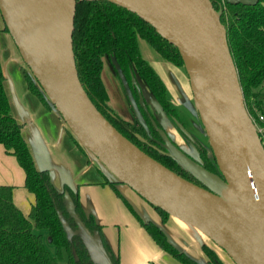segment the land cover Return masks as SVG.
<instances>
[{
	"label": "water",
	"instance_id": "water-1",
	"mask_svg": "<svg viewBox=\"0 0 264 264\" xmlns=\"http://www.w3.org/2000/svg\"><path fill=\"white\" fill-rule=\"evenodd\" d=\"M108 1L136 13L178 49L194 110L221 175L206 170L162 135L159 143L166 153L202 185L185 179L142 151L96 108L75 64L76 0H0V16L50 107L112 181L125 184L151 206L190 224L223 249L234 264H264V146L245 105L220 20L221 8L215 9L211 0ZM111 62L135 118L149 134L114 56ZM131 80L139 90L133 73ZM153 106L158 109L156 102ZM176 125L191 137L179 122ZM65 199L90 258L98 264H112L99 234L84 227L68 194ZM57 215L70 238L71 228L59 211Z\"/></svg>",
	"mask_w": 264,
	"mask_h": 264
},
{
	"label": "trees",
	"instance_id": "trees-1",
	"mask_svg": "<svg viewBox=\"0 0 264 264\" xmlns=\"http://www.w3.org/2000/svg\"><path fill=\"white\" fill-rule=\"evenodd\" d=\"M211 2L215 9L222 10L220 20L226 28L227 41L238 73L245 105L248 114L255 120L256 110L264 113V0H258L254 5L233 4L226 0H211ZM2 30L8 33L4 24ZM138 39L146 42L162 60L175 67H183L178 49L136 13L108 0H76L72 31L73 52L79 80L93 104L120 133L146 154L185 179L202 185L166 153L165 148L159 143L163 142L161 133L164 132L161 122L149 113L144 102L140 104L138 100L134 86L131 84L132 73L144 83L150 96L159 104L165 116L189 141L195 156H191L173 142L206 170L221 175L209 144H204L190 132L191 137H188L176 125L179 122L184 127L170 100L164 81L142 56ZM113 56L130 83L149 134L134 116L132 120L126 119L116 113L108 103L109 93L102 71L105 64H108L117 76L111 62ZM20 70L27 89L49 108L50 104L46 96L27 66L25 68L21 65ZM70 135L78 147L83 149L73 134L70 133ZM0 144L7 153L16 158L24 171L23 185L34 195L29 212L24 215L12 200L14 186L0 184V264H98L88 255L77 232V224L67 211L66 194L71 198L74 211L84 227L91 234L94 232L99 234L111 263L121 264L111 252L94 215L82 209L78 192L67 185H64L61 190L57 189L52 183L48 169H39L35 166L29 147L22 136V124L16 120L11 110L4 88L1 63ZM262 144L264 146V142ZM105 181L137 217L140 225L156 244L174 258L183 264H226L208 244L202 245V250L207 257L206 263L194 260L176 247L159 225L151 220L141 219L120 194L116 182ZM152 207L162 221L169 217V214L160 208ZM57 211L62 214L72 230L70 238L62 227ZM34 228L47 232L50 241L48 238L47 240L57 248L56 254L46 246L44 235L35 232Z\"/></svg>",
	"mask_w": 264,
	"mask_h": 264
},
{
	"label": "crops",
	"instance_id": "crops-1",
	"mask_svg": "<svg viewBox=\"0 0 264 264\" xmlns=\"http://www.w3.org/2000/svg\"><path fill=\"white\" fill-rule=\"evenodd\" d=\"M2 28L3 25L0 26V44L7 46L0 48L4 88L12 113L22 124V136L35 166L48 169L57 189L67 185L78 192L82 209L94 215L111 252L121 264H183L148 235L137 217L106 183L105 180L112 182L108 172L87 150L78 147L58 113L45 107L27 89L20 70L22 60ZM23 183V169L0 144V184L14 186L12 200L27 215L34 195ZM116 187L141 219L155 222L176 247L197 262L206 263L202 245L213 246L200 231L172 216L162 221L155 209L128 186L117 183Z\"/></svg>",
	"mask_w": 264,
	"mask_h": 264
},
{
	"label": "rangeland",
	"instance_id": "rangeland-1",
	"mask_svg": "<svg viewBox=\"0 0 264 264\" xmlns=\"http://www.w3.org/2000/svg\"><path fill=\"white\" fill-rule=\"evenodd\" d=\"M1 25H3V22L0 16V26ZM10 40L11 42H13L11 37ZM138 44L142 56L152 65L154 70L159 73L166 87L168 88V94L170 95L169 97L172 101V104L177 110L179 119L182 121L184 128L207 145V137L203 131L199 117L194 110L192 95L184 67H175L174 65L162 60L142 39H138ZM6 47V45H4L3 47L0 44V48L3 49ZM22 65L26 68V65L23 62ZM102 77L109 93L108 103L110 107L122 117L132 120L133 114L131 112L129 104L125 99L122 86L120 85L117 76L109 68L108 64H105V67L103 68ZM135 79L138 83H140V87L142 90V92H140V95L141 97L142 95H144L143 102L145 103V106L147 107L149 113L158 121H160L163 126L164 132H162L161 135H166L188 154H190L191 156H195V152L189 141L180 133L173 122L165 116L159 104L156 101H153L144 83L136 76ZM153 102H156V104L158 105V109L153 106ZM34 231L37 233H42L44 235L46 246L52 253L56 254L57 248L50 244L47 240V232L43 229L36 228H34ZM205 237L207 242H209V244H211L213 248H215L214 251L223 262H225L226 264H234L223 249L216 246L207 236ZM63 252L64 251L61 249L62 254Z\"/></svg>",
	"mask_w": 264,
	"mask_h": 264
},
{
	"label": "built area",
	"instance_id": "built-area-1",
	"mask_svg": "<svg viewBox=\"0 0 264 264\" xmlns=\"http://www.w3.org/2000/svg\"><path fill=\"white\" fill-rule=\"evenodd\" d=\"M256 115H257V118H255V120H253L252 118L251 119L261 139V142H264V113L256 110Z\"/></svg>",
	"mask_w": 264,
	"mask_h": 264
},
{
	"label": "flooded vegetation",
	"instance_id": "flooded-vegetation-1",
	"mask_svg": "<svg viewBox=\"0 0 264 264\" xmlns=\"http://www.w3.org/2000/svg\"><path fill=\"white\" fill-rule=\"evenodd\" d=\"M134 75V74H133ZM117 77H118V74H117ZM126 77V76H125ZM131 78H132V74H131ZM127 79V78H126ZM118 80H119V82H120V85L122 86V84H121V81H120V79H119V77H118ZM128 81V80H127ZM129 83V82H128ZM131 84H132V86H134V90H135V92H136V94H137V97H138V100H139V102H140V97H141V95H140V92H142V90H141V87H140V83H138L137 82V86L139 87V90L137 89V87H136V85L135 84H133L132 83V80H131ZM129 86H130V83H129ZM122 89H123V87H122ZM130 89H131V87H130ZM132 91V90H131ZM148 91V90H147ZM123 93H124V96H125V99H126V101H127V103L129 104V102H128V100H127V98H126V95H125V92H124V89H123ZM133 94V93H132ZM150 95V94H149ZM134 96V95H133ZM143 96L144 95H142V98H143ZM135 98V97H134ZM146 98V97H145ZM144 99V98H143ZM135 100H136V98H135ZM137 102V101H136ZM138 103V102H137ZM140 104H142V103H140ZM138 105V104H137ZM129 107H130V104H129ZM139 107V106H138ZM130 109H131V107H130ZM140 109V108H139ZM141 111V110H140ZM131 112H132V109H131ZM142 113V112H141ZM132 114H133V112H132ZM133 116H134V114H133ZM135 117V116H134Z\"/></svg>",
	"mask_w": 264,
	"mask_h": 264
}]
</instances>
